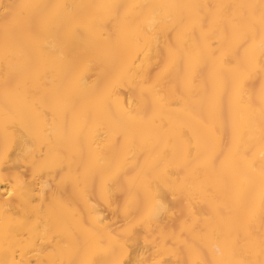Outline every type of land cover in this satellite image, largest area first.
Listing matches in <instances>:
<instances>
[{"label": "bare ground", "instance_id": "bare-ground-1", "mask_svg": "<svg viewBox=\"0 0 264 264\" xmlns=\"http://www.w3.org/2000/svg\"><path fill=\"white\" fill-rule=\"evenodd\" d=\"M0 264H264V0H0Z\"/></svg>", "mask_w": 264, "mask_h": 264}, {"label": "rangeland", "instance_id": "rangeland-1", "mask_svg": "<svg viewBox=\"0 0 264 264\" xmlns=\"http://www.w3.org/2000/svg\"><path fill=\"white\" fill-rule=\"evenodd\" d=\"M106 215V214H105ZM107 216H108V214H107Z\"/></svg>", "mask_w": 264, "mask_h": 264}]
</instances>
